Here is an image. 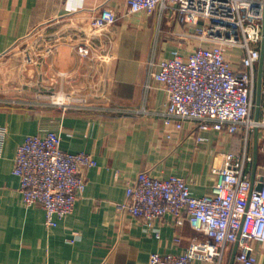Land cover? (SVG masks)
Instances as JSON below:
<instances>
[{
  "label": "crops",
  "instance_id": "obj_1",
  "mask_svg": "<svg viewBox=\"0 0 264 264\" xmlns=\"http://www.w3.org/2000/svg\"><path fill=\"white\" fill-rule=\"evenodd\" d=\"M71 1L0 0V100L34 101L40 94L72 92L93 100L96 107L0 104V125L7 128L0 156V264H148L154 253H184L203 233L189 221L178 225L171 215L147 227L143 219L120 209L128 184L147 170L161 177L183 176L196 195L210 193L213 167L227 150H246L253 157L247 164L252 179L255 131L247 143L243 133L216 131L206 133L209 140L199 143L193 123L186 122L168 139L162 118L167 93L156 81L147 89L149 61L169 56L177 45L187 49L195 41L177 34L184 27L168 16L160 18L158 11L152 16L129 13L125 0H80L78 9L70 8ZM102 7L116 10L119 20L92 32L88 24ZM85 45L89 57L82 58L79 49ZM49 46L55 51L42 55ZM107 52L113 53L109 62L91 58V53ZM21 53L27 60L19 58ZM144 105L157 112L134 111ZM47 130L60 134L64 150L90 153L97 161L86 171V188L74 211L52 226L45 224L41 204L24 202L14 173L19 145L27 136ZM260 145L259 139L262 172L257 171L256 179L264 177ZM253 245L259 264H264V242ZM235 247L229 245L224 264L231 263ZM234 264L242 263L235 258Z\"/></svg>",
  "mask_w": 264,
  "mask_h": 264
},
{
  "label": "built area",
  "instance_id": "obj_2",
  "mask_svg": "<svg viewBox=\"0 0 264 264\" xmlns=\"http://www.w3.org/2000/svg\"><path fill=\"white\" fill-rule=\"evenodd\" d=\"M125 2L129 13L143 12L152 16L158 11L160 18L168 16L171 22L184 27L177 34L195 41L187 49L178 45L170 50L169 56L149 61L147 89L156 81L167 93L162 117L166 137L173 138L184 129L186 122H191L199 143L209 140L206 133L210 131L226 135L243 133L247 143L258 128L264 151V94L260 118L255 119L264 0ZM70 5L78 9L82 2L72 0ZM118 20L116 10L102 7L88 26L92 32L102 31ZM55 49L49 46L42 55H50ZM79 53L82 58L89 57V48L81 46ZM91 58L109 62L113 53H91ZM34 102L63 110L96 108L86 96L72 92L40 94ZM100 105L101 109L106 108L105 101ZM134 111L146 115L157 112L146 105ZM6 137L7 128L0 125V156ZM221 156L220 163L213 167L215 177L210 193L196 195L183 176L161 177L147 170L128 184L126 201L120 209L143 219L147 227L171 215L178 225L189 221L203 233L191 241L184 253H154L148 264H224L231 243H238V261L259 264L253 241L264 242V184L252 189L247 164L253 157L246 150L242 154L227 150ZM96 164L90 153L64 150L60 134L47 130L27 136L19 145L14 173L20 179L19 190L24 202L41 204L45 209V224L52 226L74 211L86 188V171ZM262 179L260 175L255 184Z\"/></svg>",
  "mask_w": 264,
  "mask_h": 264
},
{
  "label": "water",
  "instance_id": "obj_3",
  "mask_svg": "<svg viewBox=\"0 0 264 264\" xmlns=\"http://www.w3.org/2000/svg\"><path fill=\"white\" fill-rule=\"evenodd\" d=\"M264 22H263V40H262V48H261V59L259 63V69H258V81H257V92H256V106H255V119L259 120L260 114H261V104L263 100V94H264ZM259 138H260V131L258 128L255 129V161H254V168H253V188H261L264 184V177L263 179L255 184L256 174L258 172H262V168L258 166V150H259ZM264 170V168H263ZM238 251V243H236L235 250L233 252L231 263L234 264L236 254Z\"/></svg>",
  "mask_w": 264,
  "mask_h": 264
},
{
  "label": "rangeland",
  "instance_id": "obj_4",
  "mask_svg": "<svg viewBox=\"0 0 264 264\" xmlns=\"http://www.w3.org/2000/svg\"><path fill=\"white\" fill-rule=\"evenodd\" d=\"M174 37V36H173ZM175 38H179V36L177 37H175ZM178 46V45H177ZM36 50L37 49H35L34 50V52H32L31 53V55H35V53H36ZM38 51V50H37ZM28 55V54H27ZM19 58H21V59H24V60H27V58H26V54L25 53H21L20 54V57ZM28 59H29V57H28ZM28 99H26V98H22V99H17V100H4V99H2V100H0V104L1 103H8L9 105H11V106H13V107H25V105H27V106H29V105H31L30 103L31 102H33L34 103V101H31V100H29V101H27ZM93 101V100H92ZM85 102H89L88 100L87 101H85Z\"/></svg>",
  "mask_w": 264,
  "mask_h": 264
}]
</instances>
